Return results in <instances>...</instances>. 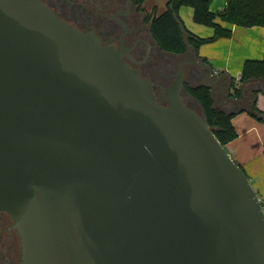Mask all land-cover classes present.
Instances as JSON below:
<instances>
[{
  "label": "water",
  "instance_id": "95a60500",
  "mask_svg": "<svg viewBox=\"0 0 264 264\" xmlns=\"http://www.w3.org/2000/svg\"><path fill=\"white\" fill-rule=\"evenodd\" d=\"M188 51L162 105L94 33L38 0H0V211L22 264H264L263 207L185 103L184 67L214 104L257 119L260 89L244 88L264 80L237 87Z\"/></svg>",
  "mask_w": 264,
  "mask_h": 264
},
{
  "label": "flooded vegetation",
  "instance_id": "af4514ba",
  "mask_svg": "<svg viewBox=\"0 0 264 264\" xmlns=\"http://www.w3.org/2000/svg\"><path fill=\"white\" fill-rule=\"evenodd\" d=\"M38 1L70 27L84 34L94 33L101 45L113 47L121 53L124 63L138 70L143 78L152 83L157 101L162 105L166 101L161 91L173 80L177 65L193 58L188 51L182 56L171 55L176 64L175 61L171 63L165 60V55L169 54L161 52L150 37L147 23L149 14L134 0ZM200 73L198 68L185 66L184 89L186 86H198L202 77ZM0 264H22L19 236L11 217L2 211Z\"/></svg>",
  "mask_w": 264,
  "mask_h": 264
},
{
  "label": "trees",
  "instance_id": "16d2710c",
  "mask_svg": "<svg viewBox=\"0 0 264 264\" xmlns=\"http://www.w3.org/2000/svg\"><path fill=\"white\" fill-rule=\"evenodd\" d=\"M143 9L144 0H134ZM212 0H168L164 12L156 14L151 11L147 23L149 34L158 49L166 54L182 56L189 47L196 54L203 45L215 43L221 38H230L231 31L224 28L221 23L235 25L240 28H264V0H226L224 8L211 13L209 10ZM181 7L192 10V21L196 24L209 27L213 35L200 38L190 33L178 16ZM202 61L206 62L205 59ZM264 80V55L259 61L247 60L243 63L237 87L249 80ZM185 91L189 97L197 102L200 114L206 119L214 136L224 147L237 138L232 119L234 113H225L215 106L210 99L208 89L201 86H186ZM260 93V92H259ZM254 94H258L254 92ZM235 95L239 97V92ZM264 95V93H263ZM255 115L260 117L258 122L264 123V113L254 106ZM264 211V206L261 203Z\"/></svg>",
  "mask_w": 264,
  "mask_h": 264
},
{
  "label": "crops",
  "instance_id": "0c3cea01",
  "mask_svg": "<svg viewBox=\"0 0 264 264\" xmlns=\"http://www.w3.org/2000/svg\"><path fill=\"white\" fill-rule=\"evenodd\" d=\"M165 5L168 0H164ZM226 0L220 9L219 2L209 7L211 13L221 11ZM143 9L150 14L152 8L143 3ZM157 14V13H156ZM178 16L184 27L195 36L208 38L213 35V30L196 24L192 21V10L188 7H181ZM231 31L230 38H221L215 43L203 45L198 49L199 59H205L212 68L214 76L228 74L232 79H237L242 70L243 63L247 60L259 61L264 55V28H240L235 25L221 23ZM260 89L256 95L254 106L264 113V85L260 83L245 85L246 94L249 95ZM252 99L242 101L241 107H247ZM215 106L225 113H234L232 119L233 127L237 138L224 146L231 159L244 171L251 186L256 192L260 203L264 206V123L257 121L253 115L239 112L235 106H223L220 101Z\"/></svg>",
  "mask_w": 264,
  "mask_h": 264
},
{
  "label": "rangeland",
  "instance_id": "374dc122",
  "mask_svg": "<svg viewBox=\"0 0 264 264\" xmlns=\"http://www.w3.org/2000/svg\"><path fill=\"white\" fill-rule=\"evenodd\" d=\"M217 1L219 2V5H218L219 7H217V8L220 9L222 7V5L224 4L225 0H212L210 5L211 6L215 5V3H217ZM164 2H165L164 0H146V6L149 7V8H152V11H154L155 13L160 14V13L164 12V9H165V3ZM150 14H151V12H150ZM164 58H165V60H167V61H169L171 63L172 62L174 63V61H175V64H176V60H174L173 56L165 55ZM170 83H171V81H170ZM170 83H168V85ZM184 98L186 100V103L189 105V107L192 110H194L195 112L200 114V109L196 106V104L192 100H190L186 96V94L184 95ZM224 150H225V148H224Z\"/></svg>",
  "mask_w": 264,
  "mask_h": 264
},
{
  "label": "built area",
  "instance_id": "2783aa9c",
  "mask_svg": "<svg viewBox=\"0 0 264 264\" xmlns=\"http://www.w3.org/2000/svg\"><path fill=\"white\" fill-rule=\"evenodd\" d=\"M238 81H239V77H238L237 79H235V80H234V82H235V85H237V84H238Z\"/></svg>",
  "mask_w": 264,
  "mask_h": 264
}]
</instances>
